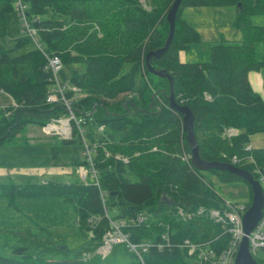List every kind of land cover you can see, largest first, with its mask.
Returning <instances> with one entry per match:
<instances>
[{
	"label": "trees",
	"instance_id": "obj_1",
	"mask_svg": "<svg viewBox=\"0 0 264 264\" xmlns=\"http://www.w3.org/2000/svg\"><path fill=\"white\" fill-rule=\"evenodd\" d=\"M174 1L19 0L35 32L34 39H17L13 49L0 45V89L13 99L0 116V145L29 123L42 130L72 112L81 121L70 119V133L61 138L65 144L78 138L84 158L73 163L89 180L8 182L0 184L1 194L11 206L17 198H59L100 242L114 230L107 213L116 207L119 230L129 242L149 243L145 250L137 247L139 255L128 248L130 260L123 263L48 259L19 247L14 250L19 258L0 254V264H192L183 240L205 243L202 247L216 257L227 247L230 225L210 213L224 206V198L191 162L182 115L168 106L169 79L146 65L147 53L165 42ZM16 3L0 0V37L7 33V14L19 20ZM226 6L235 8L232 25L238 37L211 44L208 60L180 61L179 51L200 40L182 10ZM31 39L34 47L17 53ZM257 43L264 45V0H181L173 37L149 65L165 70L176 103L192 111L200 158L232 163L259 180L264 147L249 146L251 135L264 133V99L250 80V72L264 66V49L258 55ZM52 56L60 59L57 78L71 97L70 109L62 101L46 100L57 86L48 67ZM73 86L79 89L76 96ZM206 171L221 183L245 182L229 171ZM246 184L248 200L234 202L248 208L252 191Z\"/></svg>",
	"mask_w": 264,
	"mask_h": 264
},
{
	"label": "rangeland",
	"instance_id": "obj_2",
	"mask_svg": "<svg viewBox=\"0 0 264 264\" xmlns=\"http://www.w3.org/2000/svg\"><path fill=\"white\" fill-rule=\"evenodd\" d=\"M181 13L201 33L197 43H191L187 49L179 51L180 61L208 60L211 44L228 42L235 38L234 33H239L232 25L235 17L234 6L215 9L186 7ZM6 23L7 33L0 37V45L6 49H13L17 39L27 36V33L22 31V23L13 13L6 15ZM257 44L256 51L259 55L264 45ZM32 47H34L33 39L17 53ZM11 53L16 52L12 50ZM69 68H66L68 73ZM260 73L257 74L259 80L261 77L264 78V66L260 69ZM142 83V77H139L137 85L141 86ZM67 131L54 130L53 133L46 134L40 126L29 123L11 141L2 143L0 167L18 169L21 172L16 175V172L12 174L0 172V184L8 182L22 184L41 179L58 182L88 181V178L80 177L76 164L73 163L74 160L81 161L84 158L82 144L79 143L78 138L75 143H63L62 138ZM257 146H264V143ZM203 174L212 180L215 190L225 200H248L249 189L246 182L234 180L221 183L209 171H203ZM119 212L120 209L116 207L108 209L107 215L111 222L119 223ZM102 244L103 242L93 238L90 231L78 225L73 207L61 199L17 198L15 205L11 206L8 198L0 191V254L19 258L20 254H15L14 250L23 247L25 253L48 259L80 258L90 262L113 263L130 260L131 251L124 242H115L111 251L105 256H101L98 252ZM253 258L259 263L264 262V249L256 250Z\"/></svg>",
	"mask_w": 264,
	"mask_h": 264
},
{
	"label": "built area",
	"instance_id": "obj_3",
	"mask_svg": "<svg viewBox=\"0 0 264 264\" xmlns=\"http://www.w3.org/2000/svg\"><path fill=\"white\" fill-rule=\"evenodd\" d=\"M16 7L18 8L17 15L19 16V20L22 23V31L26 32L27 35L31 36L33 39L34 29L31 28L30 23L27 22L25 12L23 11L22 7L20 6L19 0H17ZM48 67L54 74V81L57 86L51 88L50 92L47 96L48 102H57L62 101L68 109H70V105L72 103L71 97L67 96L66 91H63V86L58 83L57 73L60 69V59L58 56H52L48 58ZM71 90L75 92V96L77 95L78 88L71 87ZM74 119L75 121L79 122L81 119H76L72 112H70V116L67 118H59L53 119L50 123L46 124L42 127V131L46 134H49L54 131V129H49V125H56L62 124L64 121L67 123L68 133L64 135L65 137L68 136L70 133V126L69 120ZM233 129H230V133H234ZM78 172L80 175L85 176L86 171L83 168H79ZM93 177L95 178V173L92 171ZM259 183L262 186L264 192V177H259ZM247 209L244 203L242 202H234L224 199V206L221 209L211 210V216L216 221L226 222L230 225L229 231L231 234L230 240L228 242L227 247L224 251L219 255L215 256L212 250L203 248L202 245L206 246L205 243H194L187 240H183L181 243L182 247L186 248L188 255H192V259L194 263L200 264H233L235 259L236 251L239 247V243L243 237V226H242V215L244 211ZM114 227V231L109 232L104 235V244L99 248V253L103 256L109 252L111 249V245L115 242L122 241L127 244V246L138 253L137 247L141 246L143 250L147 244H134L129 242L127 237L122 234L119 230V224L111 223ZM224 224V223H223ZM248 243H249V250L253 256V254L258 249H264V208H263V216L260 221L257 223L255 228L249 233L248 235Z\"/></svg>",
	"mask_w": 264,
	"mask_h": 264
},
{
	"label": "water",
	"instance_id": "obj_4",
	"mask_svg": "<svg viewBox=\"0 0 264 264\" xmlns=\"http://www.w3.org/2000/svg\"><path fill=\"white\" fill-rule=\"evenodd\" d=\"M181 0H175L172 7L167 13L166 20L169 24V32L165 39V42L162 47L157 50L150 51L147 53L146 65L149 67V71L157 75L159 77H167L169 79V94L168 98V106L169 108L175 110L179 114L182 115V123L183 129L186 131V139L191 148V162L193 166L198 168L199 170H209L216 169L220 171H229L238 175L241 179L247 182L252 191L251 201L248 208L244 211L242 215V226H243V237L239 243V247L235 254V259L233 264H264V262L259 263L256 261L250 250L248 243V235L255 228L257 223L263 216V208H264V192L261 184L258 180H256L253 175L232 163L220 162V161H205L200 158L198 154V144L196 142V138L193 131V122L194 116L192 111L186 105H180L176 103L174 99V94L172 91V84L170 76L163 69H155L149 65V60L152 56L156 58L160 57L161 54L165 52L168 47L169 42L173 37L174 27H175V18L178 7L180 6ZM200 162L201 166L198 165Z\"/></svg>",
	"mask_w": 264,
	"mask_h": 264
},
{
	"label": "crops",
	"instance_id": "obj_5",
	"mask_svg": "<svg viewBox=\"0 0 264 264\" xmlns=\"http://www.w3.org/2000/svg\"><path fill=\"white\" fill-rule=\"evenodd\" d=\"M213 9H215V8H213ZM197 30H198V28H197ZM198 32L201 33L200 30H198ZM234 34H235V36L238 37V33H234ZM260 55H262V52ZM257 74H261L260 69L257 71L250 72V80H251V83H252L253 87L255 88V90L264 99V78L261 77V80H259L257 77ZM12 104H13V99L8 94H6L4 91H2L0 89V116L3 114L4 109L7 108L8 106L12 105ZM263 141H264V133L251 135L249 146L250 147H264V146H257V145L264 143ZM0 172L7 173V174H12L13 172H16L15 173V175H16L21 171H19L18 169H8L6 167H0Z\"/></svg>",
	"mask_w": 264,
	"mask_h": 264
},
{
	"label": "bare ground",
	"instance_id": "obj_6",
	"mask_svg": "<svg viewBox=\"0 0 264 264\" xmlns=\"http://www.w3.org/2000/svg\"><path fill=\"white\" fill-rule=\"evenodd\" d=\"M59 125H62V126H59ZM48 128H49V129L52 128V129L56 130L57 132H58V131L65 132V131L68 130V129H67V123H66V121H64V123H62V124L49 125ZM229 130H230V129H229ZM67 133H68V131L65 133V135H67ZM198 165L201 166L200 162H198Z\"/></svg>",
	"mask_w": 264,
	"mask_h": 264
}]
</instances>
